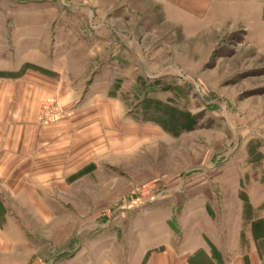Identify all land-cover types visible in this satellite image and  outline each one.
Instances as JSON below:
<instances>
[{
  "label": "rangeland",
  "instance_id": "374dc122",
  "mask_svg": "<svg viewBox=\"0 0 264 264\" xmlns=\"http://www.w3.org/2000/svg\"><path fill=\"white\" fill-rule=\"evenodd\" d=\"M28 71L63 73L85 112L116 117L90 121L107 128L97 162L8 195L26 241L9 264H130L148 228L164 234L153 210L185 206L194 223L202 204L234 226L264 201V7L198 20L161 0H0V78ZM46 100L45 128L79 105Z\"/></svg>",
  "mask_w": 264,
  "mask_h": 264
},
{
  "label": "crops",
  "instance_id": "0c3cea01",
  "mask_svg": "<svg viewBox=\"0 0 264 264\" xmlns=\"http://www.w3.org/2000/svg\"><path fill=\"white\" fill-rule=\"evenodd\" d=\"M161 2L180 16L198 20L220 9L235 12L244 8L250 13L255 8L264 7V0ZM27 62L18 63L15 67L7 64L1 66V70H14ZM52 71L53 74L58 72ZM46 75L28 71L18 78H0V264L11 263L7 259L10 256L26 254L21 226L10 218L12 207L7 201L8 195L14 200L28 199L26 184L58 181L97 162L99 154L108 152L107 128L103 125L96 127L95 123L94 127L90 125L91 119L116 117L106 108L100 111L107 103L104 102L98 108L99 114L96 112L92 117L90 107L85 112L89 99L85 92L78 97L74 85L63 78V73L61 77L55 75L54 78ZM48 98L56 99L64 108L79 105L69 120L49 128L40 127L37 124L40 103ZM39 188L33 191L35 198L41 200L38 193L35 195ZM261 188L264 189L263 184ZM201 206L202 218L198 220V216L194 223L191 218H185V206L153 210V214L160 212L163 215L153 225L163 228L164 234L152 236L148 228L150 244L130 264H264V201L247 212L240 209L234 226L227 223V218L218 224L212 209H202ZM227 211L222 209L216 216L228 217ZM190 230L193 234H189ZM104 262H109L107 257H104Z\"/></svg>",
  "mask_w": 264,
  "mask_h": 264
},
{
  "label": "built area",
  "instance_id": "2783aa9c",
  "mask_svg": "<svg viewBox=\"0 0 264 264\" xmlns=\"http://www.w3.org/2000/svg\"><path fill=\"white\" fill-rule=\"evenodd\" d=\"M52 103V101H49V100H46V101H44V102H42L41 104H40V113H39V122L42 124H48L49 122H52V121H54V119L53 118H51V117H48V116H43L44 115V112H43V110L44 109H46L47 107H48V105L49 104H51Z\"/></svg>",
  "mask_w": 264,
  "mask_h": 264
}]
</instances>
